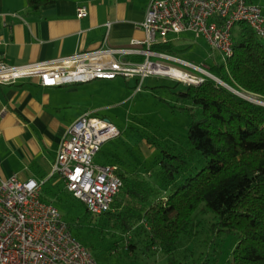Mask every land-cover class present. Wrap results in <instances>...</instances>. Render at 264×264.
Instances as JSON below:
<instances>
[{
  "label": "trees",
  "instance_id": "trees-1",
  "mask_svg": "<svg viewBox=\"0 0 264 264\" xmlns=\"http://www.w3.org/2000/svg\"><path fill=\"white\" fill-rule=\"evenodd\" d=\"M56 1L28 3L39 10ZM237 26L241 27L238 36ZM237 26L234 54L209 64V70L232 88L264 99L263 38L245 23ZM155 48L178 56L170 43ZM180 96L191 104L182 107L191 117L187 145L181 141L176 147L157 145L155 163L133 157L129 167L120 153L107 155L104 163L118 166L123 186L112 209L104 214L124 233L132 228L146 233L148 249L155 246L168 256L170 264H178L172 254L183 237L199 227L195 214L210 212L209 241L228 233L239 236L228 264H264V104L250 101L210 77L200 84H186ZM194 152L202 155L197 159L201 168L191 163ZM152 169L150 179L146 174L152 176ZM132 240L129 251L135 247ZM214 254L218 255L217 249ZM208 263L207 258L201 264Z\"/></svg>",
  "mask_w": 264,
  "mask_h": 264
},
{
  "label": "built area",
  "instance_id": "built-area-1",
  "mask_svg": "<svg viewBox=\"0 0 264 264\" xmlns=\"http://www.w3.org/2000/svg\"><path fill=\"white\" fill-rule=\"evenodd\" d=\"M87 12L86 6L78 8L79 17ZM241 23L264 39L263 7L252 0H150L140 25L146 33L144 40L132 41L128 46H109L108 29L104 45L96 49L21 64L0 60V84L30 78L53 87L124 76L136 78V91H140L143 80L151 74L200 84L208 77L218 79L208 64L192 63L155 46L170 43L169 34L189 31L204 37L210 48L225 59L234 54V29ZM165 60L184 64L203 75L183 71ZM174 69H179L180 74ZM120 133L109 119L85 112L68 126L60 143L51 177H59L65 189L93 214L111 210L123 186L117 165L95 160L103 144ZM44 183L0 175V264H98L60 209L42 198ZM132 238L130 231L124 235L125 248Z\"/></svg>",
  "mask_w": 264,
  "mask_h": 264
},
{
  "label": "rangeland",
  "instance_id": "rangeland-1",
  "mask_svg": "<svg viewBox=\"0 0 264 264\" xmlns=\"http://www.w3.org/2000/svg\"><path fill=\"white\" fill-rule=\"evenodd\" d=\"M253 1L260 4L264 12V0ZM235 31L237 36L240 35L241 27L237 26ZM168 37L171 40V51L182 59L208 65L223 59L219 51L210 48L204 37L196 36L193 32L169 34ZM262 42L264 44V39ZM166 62L183 71L203 75L184 64L168 60ZM216 77L218 79H212L224 85L225 82ZM81 85H84L85 101L84 105H73L74 117L79 118L83 113L90 112L109 119L121 131L118 137L103 144L95 157L97 162L104 163L107 161V155L117 152L127 167L133 157L142 160L143 163L148 161L152 164L155 163L157 156L154 152L157 145L169 143L176 147L179 141L184 146L187 145L185 134L191 117L182 107L191 104L180 96V91L186 89L185 83L151 74L143 80L140 91H136V79L124 76L110 80L94 79ZM239 92L264 104V99L257 94ZM150 137L155 140L153 143L148 140ZM124 152L126 153L123 154ZM199 158H202V155L194 152L191 163L195 164L196 168H201L197 160ZM151 171L152 176L149 173L146 176L153 179L155 171L153 169ZM64 188V182L45 181L41 195L59 207L63 218L70 223L73 233L92 251L98 264H170L168 256L162 250L155 246L147 248L146 233L135 232L133 228L129 231H133L131 233L132 242L135 244L134 251L122 250L126 233L119 228L117 222L109 219L107 214L89 212L80 200L71 198V194ZM195 220H199V227L183 237L172 256L176 258L178 264H201L207 258L208 264H228L232 259V250L239 238L238 234L228 233L209 241L206 237L210 234L213 214L210 212L201 214L197 211ZM215 249L218 250V255L214 254Z\"/></svg>",
  "mask_w": 264,
  "mask_h": 264
},
{
  "label": "crops",
  "instance_id": "crops-1",
  "mask_svg": "<svg viewBox=\"0 0 264 264\" xmlns=\"http://www.w3.org/2000/svg\"><path fill=\"white\" fill-rule=\"evenodd\" d=\"M149 1L58 0L35 10L28 0H0V60L21 64L96 49L104 45L108 29L109 46L142 41ZM81 6L88 12L79 17ZM82 83L47 87L27 78L0 84L2 177L62 182L51 173L68 126L78 117L72 107L84 105Z\"/></svg>",
  "mask_w": 264,
  "mask_h": 264
},
{
  "label": "water",
  "instance_id": "water-1",
  "mask_svg": "<svg viewBox=\"0 0 264 264\" xmlns=\"http://www.w3.org/2000/svg\"><path fill=\"white\" fill-rule=\"evenodd\" d=\"M223 83V82H222ZM225 86H227L229 89H232L234 92H236L237 94H239V95H241V96H243L242 94H240V92L239 91H237V90H234L231 86H229L228 84H225V83H223ZM244 98H246V99H248V100H250V101H253L252 99H250V98H248V97H245V96H243ZM259 103V102H258ZM260 104H263V103H260Z\"/></svg>",
  "mask_w": 264,
  "mask_h": 264
},
{
  "label": "bare ground",
  "instance_id": "bare-ground-1",
  "mask_svg": "<svg viewBox=\"0 0 264 264\" xmlns=\"http://www.w3.org/2000/svg\"><path fill=\"white\" fill-rule=\"evenodd\" d=\"M175 73L180 74V70L179 69H174Z\"/></svg>",
  "mask_w": 264,
  "mask_h": 264
}]
</instances>
